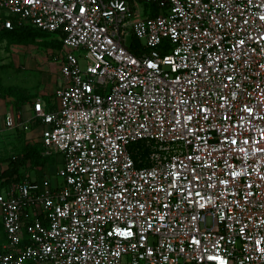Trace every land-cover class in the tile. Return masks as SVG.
<instances>
[{
	"label": "built area",
	"instance_id": "built-area-1",
	"mask_svg": "<svg viewBox=\"0 0 264 264\" xmlns=\"http://www.w3.org/2000/svg\"><path fill=\"white\" fill-rule=\"evenodd\" d=\"M14 22L67 48L55 106L3 117L61 181L0 190V264H264V0H0Z\"/></svg>",
	"mask_w": 264,
	"mask_h": 264
},
{
	"label": "rangeland",
	"instance_id": "rangeland-1",
	"mask_svg": "<svg viewBox=\"0 0 264 264\" xmlns=\"http://www.w3.org/2000/svg\"><path fill=\"white\" fill-rule=\"evenodd\" d=\"M139 8L142 9L143 5H141ZM143 15L144 14L140 12L137 17H143ZM56 39H59V36L56 33H50L46 37L37 38L33 43L29 44L12 43L5 38H0V125L2 128L0 130V173L7 167V164L12 157L21 155L22 148L25 144H28V141L31 143H35L39 140V137H36L35 140L36 134L34 133V131L31 132V129L27 131H22L19 129L18 131H11L5 129V127L3 128V118L1 112L5 110L14 112V108L10 104L5 103L4 96L6 95L3 94L2 90L7 87L19 88L20 84H18V80L21 78V76L33 72L32 69L34 63L31 55L34 59L37 58L38 60H40L41 58V60H46L48 62H57L58 60H60L59 55H55V53L50 57V53L52 52V50L60 51L62 49V47L52 44ZM43 41L49 43L51 42V45H44L42 43ZM129 42L130 36L127 35L125 36V43L129 44ZM64 50L67 51V48H64ZM75 53L78 55L77 51H75ZM81 67H85V61L83 59L81 60ZM14 84L17 85L14 86ZM49 100V96L45 98V102H50ZM47 155H49L50 159L46 163L45 167L32 169L31 171H29V174L31 175L32 179L38 172H40L41 174L40 179L44 178L42 175H47L50 178L52 177L50 181V184H52L55 182V173L61 166L62 157L60 154H57L55 152H51ZM24 169H27V167H21V170ZM56 179L58 181H61L60 178L56 177ZM2 240L3 233L0 232V241Z\"/></svg>",
	"mask_w": 264,
	"mask_h": 264
},
{
	"label": "trees",
	"instance_id": "trees-1",
	"mask_svg": "<svg viewBox=\"0 0 264 264\" xmlns=\"http://www.w3.org/2000/svg\"><path fill=\"white\" fill-rule=\"evenodd\" d=\"M146 15L156 16L159 13V9L155 4H145ZM51 32L40 30L31 25L18 24L17 22L13 23L11 29H7L0 23V38H5L9 42L18 43V44H29L33 43L37 38H43L50 34ZM44 45L50 46L51 42H42ZM53 45H58L62 47V42L59 39H56ZM128 50L134 54L139 53V49L143 48V45L133 36H130V42L126 46ZM167 50V47H166ZM3 94H15L24 92L23 89L18 87H7L2 90ZM52 105H49V108H52ZM39 125V122H35L33 128ZM143 155L146 153V150H143ZM50 157L47 154H43L42 146L39 141L35 143L25 144L22 148V153L20 156L12 157L7 167L2 170L0 173V190L14 182H19L22 180H32L36 181L40 179V172L36 173L33 179L29 174V171L38 167H45L46 163L49 161ZM135 159V157H134ZM21 167H27V169L21 170ZM39 171V170H37ZM43 176V175H42Z\"/></svg>",
	"mask_w": 264,
	"mask_h": 264
},
{
	"label": "crops",
	"instance_id": "crops-1",
	"mask_svg": "<svg viewBox=\"0 0 264 264\" xmlns=\"http://www.w3.org/2000/svg\"><path fill=\"white\" fill-rule=\"evenodd\" d=\"M64 52L65 50L62 45V49L60 51L52 50V52L50 53V57L53 56L54 53L55 55L58 54L60 57V55ZM31 58L34 63L32 69L33 72L21 76V78L18 80L19 81L18 84H20L19 88L23 89L24 92L19 93L18 95L4 94L6 95L4 96L5 103L13 106L14 111L20 112L24 118H31L33 116L34 113H33L32 104L37 99H41V101L48 108L49 105L55 106L54 92L56 88L64 84V79L60 72L61 57L60 60H58L57 62L56 61L48 62L46 60H41V58L40 60L35 58L37 59L35 60L32 55ZM16 85L17 84H14V86ZM48 96L50 97L49 100L50 102H45V98H47ZM5 112L6 110L1 112L2 118L4 117ZM33 125L34 123L31 125L30 129L31 132L34 131V133L36 134L35 136V140H36V137L37 138L39 137L41 128L39 125L33 128ZM4 127L5 126L3 122V128ZM1 129L2 128L0 125V130ZM5 129L7 128L5 127ZM8 130L18 131V129H8Z\"/></svg>",
	"mask_w": 264,
	"mask_h": 264
},
{
	"label": "snow or ice",
	"instance_id": "snow-or-ice-1",
	"mask_svg": "<svg viewBox=\"0 0 264 264\" xmlns=\"http://www.w3.org/2000/svg\"><path fill=\"white\" fill-rule=\"evenodd\" d=\"M29 2H31V0H29ZM81 11L83 12L84 9H81ZM39 107V106H38ZM249 111H251L249 109ZM233 143H235V141H233ZM117 234L122 235V236H132L133 233L131 230L128 231H121V229L117 228L114 230ZM194 243H199V241H194ZM208 260H212V261H218V264H226V261L224 259H222L219 256H208Z\"/></svg>",
	"mask_w": 264,
	"mask_h": 264
}]
</instances>
